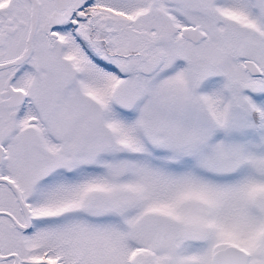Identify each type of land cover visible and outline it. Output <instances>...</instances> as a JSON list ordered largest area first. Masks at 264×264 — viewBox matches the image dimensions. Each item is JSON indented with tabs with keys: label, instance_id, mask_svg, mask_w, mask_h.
Here are the masks:
<instances>
[{
	"label": "snow or ice",
	"instance_id": "6c2138e0",
	"mask_svg": "<svg viewBox=\"0 0 264 264\" xmlns=\"http://www.w3.org/2000/svg\"><path fill=\"white\" fill-rule=\"evenodd\" d=\"M0 264H264V0H0Z\"/></svg>",
	"mask_w": 264,
	"mask_h": 264
}]
</instances>
